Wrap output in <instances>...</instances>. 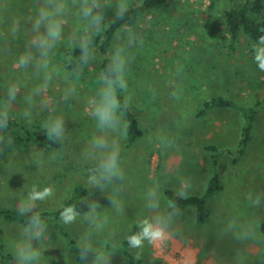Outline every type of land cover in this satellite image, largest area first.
I'll use <instances>...</instances> for the list:
<instances>
[{"label":"rangeland","instance_id":"rangeland-1","mask_svg":"<svg viewBox=\"0 0 264 264\" xmlns=\"http://www.w3.org/2000/svg\"><path fill=\"white\" fill-rule=\"evenodd\" d=\"M243 0H238L239 6ZM11 11L0 29L6 30L11 18L27 24L29 16L35 14V0H8ZM141 0H130L131 6ZM264 3V0H263ZM228 0H171L167 5L155 7L138 19L142 29L144 46L135 49L136 61L129 74L130 107L134 111L142 135L133 142L126 137L120 139L121 162L125 180L118 198L123 201L125 212L117 214L110 205L112 189L102 193L98 189H87L85 180L87 168L81 151L91 140L94 121L86 111L87 98L93 96L98 87V64L100 55L91 68H85L75 81L78 98L61 99L65 87L62 79H56L47 95L56 103L58 114L66 122V139L61 148L39 147L25 138L18 129L8 128L13 145L0 154V209L17 208L25 199L31 185L40 188L51 185L54 196L37 201L35 210L58 208L75 191L84 187L85 199L97 200L109 223L101 234L93 235L94 245L105 246L112 253L111 264H129L122 251V241L129 234L136 220L146 214L144 196L155 182L160 184L161 207L167 208L169 201L166 189L175 193L179 178H188V195H202L208 179L217 170L222 189L208 198L210 217L202 225L194 220V207L180 210L176 227L181 233L177 241H187L183 248H191L196 254L195 264H235L236 254L243 256V264H264V234L259 228L258 241L239 242L224 232L225 224L233 217L241 222L259 220L264 222V207L252 208L247 196H260L264 201V72L253 60V40L243 33L232 41L224 18V11L230 8ZM115 9H109L106 22L112 20ZM136 24L134 25V27ZM75 28L74 18L69 17L65 26L64 41L57 46L53 63L64 73L70 72L69 50L74 41L69 39ZM10 52H0V100L6 95L9 81L19 82L21 92L13 102L10 118L21 120L28 127H41L48 112L40 105V97L32 108L33 119L29 124L22 116L28 107L22 97L40 83L33 70H17L13 64L24 51L25 37L11 40ZM0 47H3L0 44ZM74 64V63H73ZM183 88V96L177 101L170 93L175 85ZM231 97L238 105L248 107L260 102L255 121L253 138L246 152L237 162L229 153L220 154L217 167L213 166L209 145L219 149L233 150L239 142L243 126L242 112L235 108H216L199 114L202 103L210 97ZM179 125V126H177ZM157 129H163L175 138L178 145L168 152L161 151L148 137ZM59 150L62 155L55 162H48V154ZM44 152L45 164L38 167L34 154ZM91 191V193L89 192ZM83 213L85 204L76 206ZM61 222V221H60ZM62 223V222H61ZM63 224V223H62ZM20 223L8 221L0 216L3 229L4 256L0 264H14L12 243L17 239ZM48 238L42 248L41 264H77L61 234L47 223ZM78 240L87 225L78 218L74 224L65 225ZM115 235L108 238V232ZM182 238V240H181ZM176 245H170L168 254L179 261ZM135 254V249H129ZM154 258V250L145 244L143 264ZM91 256L89 257V264Z\"/></svg>","mask_w":264,"mask_h":264},{"label":"clouds","instance_id":"clouds-1","mask_svg":"<svg viewBox=\"0 0 264 264\" xmlns=\"http://www.w3.org/2000/svg\"><path fill=\"white\" fill-rule=\"evenodd\" d=\"M209 4L210 0H206V6ZM113 8L114 16L111 21L106 22L107 11ZM130 8V0H35V14L28 17L26 25H22L20 19L13 17L6 30L0 29V44L3 45L0 52L5 54L10 52L9 37L11 40H16L21 35L25 37L24 51L17 57L13 68H31L35 78L40 81L22 97L28 106L22 116L31 124L32 108L36 98L40 97L41 107L48 112L41 122L46 139L62 146L66 139V122L63 116L58 114L56 103L47 95L48 89L54 80L62 79L65 87L61 99L66 101L69 98H78L75 81L80 79L85 68H91L96 59L93 37L105 32L113 23L123 22L114 34L106 54V64L98 75L95 94L86 101V111L94 121V133L81 151L82 158L90 163L85 180L87 189H98L104 193L111 188L113 195L108 196L110 205L119 215L125 212L124 203L118 198L126 178L119 141L127 136L128 130L124 119L132 100L128 78L131 66L136 61L134 50L144 46L142 29L145 25L140 23L138 18L135 27L128 22L132 19L129 16ZM10 11L8 0H0V25L6 22ZM69 17L75 21V28L69 39L74 41L72 47L79 49V56L71 65V71L64 73L53 63V57L57 46L64 41L65 26L69 23ZM251 48L254 62L258 69L264 72V35H260ZM20 92V83L9 81L5 98L0 100V154L13 145V137L8 133L10 111ZM170 95L179 101L183 96V88L179 84L175 85ZM148 140L163 152L178 147L175 138L163 129H157ZM61 155L59 150L53 151L48 154L47 161L55 162ZM34 158L38 167H42L46 162L43 151L36 152ZM189 187V179L180 177L176 196L186 198ZM54 194L55 189L51 185L40 188L33 184L26 198L17 206L19 216L25 219L18 226L17 239L11 246L14 264H41L43 244L48 238V225L40 212L34 209L37 201H45ZM90 197L80 201L86 205V211L81 213L76 204H69L62 208L59 218L65 225L74 224L78 218H82L87 225L76 242L81 264H89L90 256V264H111L112 253L105 246L94 245L92 239L93 235L105 231L109 220L107 215L103 214L101 204ZM144 200L146 214L136 220L137 230L125 236L129 249L136 250L134 259L142 258L147 244L154 250V258L164 260L165 264H195V252L191 248L181 250L187 241H177V237H181L176 227V218L180 215L178 207L172 203H169L167 208L161 207L158 181L147 189ZM247 200L252 208L264 207L260 196L253 198L249 194ZM259 228V220L241 222L233 217L225 224L224 232L239 242L258 241L262 239L259 236ZM114 235L115 233L108 232V238ZM173 244L176 245L175 251L180 253L179 261L168 254L169 247ZM243 259L238 252L235 264H243Z\"/></svg>","mask_w":264,"mask_h":264},{"label":"trees","instance_id":"trees-1","mask_svg":"<svg viewBox=\"0 0 264 264\" xmlns=\"http://www.w3.org/2000/svg\"><path fill=\"white\" fill-rule=\"evenodd\" d=\"M171 0H141L139 4L132 5L130 8L129 16L132 17L128 22L131 25L136 24L137 18H139L144 13L149 10L167 5ZM230 8L224 11V18L227 27V32L230 35L232 41H235L239 38L240 34L246 35L248 38L256 42L260 35H264V3L263 0H243L242 4L236 6L235 3L238 0H228ZM128 18L126 17V20ZM121 21L111 24V26L102 34L95 35L93 37L94 45L100 55L99 60V72L103 69L106 64V54L110 48L114 34L118 31L121 25ZM69 68L76 61L79 56V49L70 48L69 50ZM260 102H257L254 105L243 107L238 105L231 97L225 96H212L205 100L202 103V107L199 111V114H203L208 110L216 108H235L242 112L244 124L241 128L240 139L238 145L233 149H219L215 145H209L206 147V150L211 152L213 158V166L217 167L218 157L220 154L229 153L234 156V162H237L241 156L246 152V148L250 144L253 138V131L255 127V121L258 114ZM125 121L128 125L126 139L128 142H133L142 135V129L138 122V119L130 107L124 116ZM9 128L19 130L21 133L25 134V138L34 143L39 147H45L48 149L56 148L59 149L62 146L58 144H53L46 139L44 129L42 127H28L21 120L9 119ZM237 160V161H236ZM222 189V183L220 174L215 170L210 178L208 179L206 190L202 195H188L186 198H180L176 196L175 192L171 189L165 190V195L169 203L174 204L178 209L185 210L188 207H194V220L197 224L202 225L210 217L211 210L208 206V198L214 195L216 192ZM86 189L84 187H76L72 196L66 199L61 206L55 209L49 210H35L40 212L42 218L52 225L63 237L67 247L73 255L77 264H81L78 255V248L76 246V238L71 234V232L64 227L60 222L59 213L64 206L69 204H76V206H82L84 203L80 202L82 199H85ZM0 216L8 221H14L18 223H23V217L19 216L17 208H3L0 209ZM261 232L264 234V222L261 224ZM136 225L133 226L132 230L129 232L136 231ZM128 234V235H129ZM122 251L125 256L126 261L129 264H143V260H135L134 254L129 251L127 241H122ZM5 251L4 240H3V229L0 227V255L3 257ZM264 257V250L262 252ZM149 264H165L164 260L159 258H153Z\"/></svg>","mask_w":264,"mask_h":264}]
</instances>
